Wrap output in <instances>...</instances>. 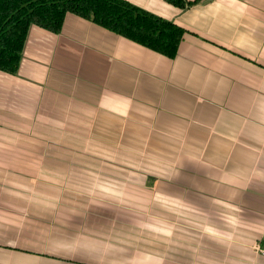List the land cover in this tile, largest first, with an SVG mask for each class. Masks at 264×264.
<instances>
[{
    "label": "crops",
    "instance_id": "crops-1",
    "mask_svg": "<svg viewBox=\"0 0 264 264\" xmlns=\"http://www.w3.org/2000/svg\"><path fill=\"white\" fill-rule=\"evenodd\" d=\"M170 59L68 14L0 71V264H264V0H126Z\"/></svg>",
    "mask_w": 264,
    "mask_h": 264
},
{
    "label": "trees",
    "instance_id": "trees-1",
    "mask_svg": "<svg viewBox=\"0 0 264 264\" xmlns=\"http://www.w3.org/2000/svg\"><path fill=\"white\" fill-rule=\"evenodd\" d=\"M178 8L196 4L165 0ZM68 14H73L174 59L185 29L126 0H0V71L16 75L32 26L61 33Z\"/></svg>",
    "mask_w": 264,
    "mask_h": 264
},
{
    "label": "built area",
    "instance_id": "built-area-1",
    "mask_svg": "<svg viewBox=\"0 0 264 264\" xmlns=\"http://www.w3.org/2000/svg\"><path fill=\"white\" fill-rule=\"evenodd\" d=\"M257 251H259L262 255H264V247H257L256 248Z\"/></svg>",
    "mask_w": 264,
    "mask_h": 264
}]
</instances>
